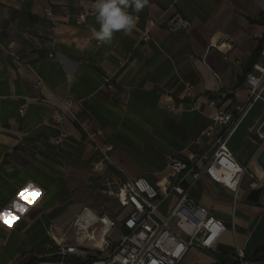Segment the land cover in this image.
Returning <instances> with one entry per match:
<instances>
[{
    "label": "crops",
    "instance_id": "0c3cea01",
    "mask_svg": "<svg viewBox=\"0 0 264 264\" xmlns=\"http://www.w3.org/2000/svg\"><path fill=\"white\" fill-rule=\"evenodd\" d=\"M96 3L0 0V213L12 214L0 217V264L55 256L50 234L68 231L84 206L117 218L106 189L138 177L162 189L179 181L226 226L213 249L192 248L180 264L250 257L264 245V189L259 202L247 199L253 183L264 185V90L227 140L245 168L237 191L206 174L195 182L173 176L167 156L202 166L220 136L203 135L217 110L250 100L246 69L264 44V0H147L129 9L136 28L114 32L107 44L94 36ZM85 9L94 13L79 24ZM176 14L190 20L187 30L167 28ZM66 99L82 105L56 124L54 109ZM61 131L69 138L57 146ZM177 199L171 193L160 212ZM71 258L40 264H76Z\"/></svg>",
    "mask_w": 264,
    "mask_h": 264
},
{
    "label": "built area",
    "instance_id": "2783aa9c",
    "mask_svg": "<svg viewBox=\"0 0 264 264\" xmlns=\"http://www.w3.org/2000/svg\"><path fill=\"white\" fill-rule=\"evenodd\" d=\"M92 13L94 10L85 9L76 16L77 23H83L87 15ZM190 25V20L176 14L168 22L167 28L171 32H178L187 30ZM143 39L148 41L150 34L146 32ZM260 56L264 59V44ZM246 79L250 100L237 106L235 111L218 109L212 123L203 131L205 136L219 131L213 156H205L206 162L197 167L168 155L167 164L173 176L191 174L195 182L206 174L223 187L238 190L245 168L230 152L227 140L251 103L263 95L264 63L256 62ZM106 86L113 88L110 80H107ZM185 87L187 95L192 97V83L186 81ZM81 105V101L63 100L54 109V123H63L74 107ZM25 107L23 105L20 108L22 116ZM261 137L264 138V134ZM68 138L69 134L61 131L55 137L54 144L62 146ZM227 173L232 175L227 178ZM251 186L255 188L256 183ZM105 192L119 204L118 217L84 206L69 225L68 231L60 237L50 234L56 248L52 256L92 257L94 260L90 264H180L192 248L213 249L226 230L225 224L216 219L209 209L191 195L190 188L183 187L179 181L171 189H162L152 185L145 177L128 178ZM171 193L178 195L177 202L163 214L160 206ZM68 233H72L73 239H68Z\"/></svg>",
    "mask_w": 264,
    "mask_h": 264
},
{
    "label": "clouds",
    "instance_id": "9594fccd",
    "mask_svg": "<svg viewBox=\"0 0 264 264\" xmlns=\"http://www.w3.org/2000/svg\"><path fill=\"white\" fill-rule=\"evenodd\" d=\"M146 3L147 0H97L95 19L99 31H94L95 38L107 44L112 42L114 32H132L137 25L133 11L141 10Z\"/></svg>",
    "mask_w": 264,
    "mask_h": 264
},
{
    "label": "trees",
    "instance_id": "16d2710c",
    "mask_svg": "<svg viewBox=\"0 0 264 264\" xmlns=\"http://www.w3.org/2000/svg\"><path fill=\"white\" fill-rule=\"evenodd\" d=\"M262 18H264V15H262L261 18L259 19L260 22L262 21ZM261 41L264 42V37ZM261 49H262V45L259 46V48L254 52L253 56L251 57V60L249 61V65L247 66L246 73L251 71L254 63L257 62L258 58L260 57ZM110 169L114 171L112 167ZM60 259H61L60 256H53L51 258H36L27 264H40L42 262H55V261H59ZM93 260L94 258L92 257H88L86 259L71 258L69 261L67 260V262H73L76 264H90ZM245 261L257 263V264H264V245L258 248L254 252V254H252L250 257L239 259L234 264H241ZM215 264H227V263L224 260L218 259L217 263Z\"/></svg>",
    "mask_w": 264,
    "mask_h": 264
},
{
    "label": "water",
    "instance_id": "95a60500",
    "mask_svg": "<svg viewBox=\"0 0 264 264\" xmlns=\"http://www.w3.org/2000/svg\"><path fill=\"white\" fill-rule=\"evenodd\" d=\"M258 162H259V164L261 165V167H262V169L264 171V150L259 155ZM263 189H264V185L260 186V187L252 188L249 191L248 196H247L248 201L253 202V203L259 202V200L261 198V195H262V192H263ZM241 264H257V263H252V262H246L245 261V262H243Z\"/></svg>",
    "mask_w": 264,
    "mask_h": 264
},
{
    "label": "snow or ice",
    "instance_id": "6c2138e0",
    "mask_svg": "<svg viewBox=\"0 0 264 264\" xmlns=\"http://www.w3.org/2000/svg\"><path fill=\"white\" fill-rule=\"evenodd\" d=\"M24 191H27V189H25ZM21 198H23V197H21ZM21 210H23V209H21ZM10 215H12L10 212L0 213V217H6V216H10Z\"/></svg>",
    "mask_w": 264,
    "mask_h": 264
},
{
    "label": "bare ground",
    "instance_id": "6f19581e",
    "mask_svg": "<svg viewBox=\"0 0 264 264\" xmlns=\"http://www.w3.org/2000/svg\"><path fill=\"white\" fill-rule=\"evenodd\" d=\"M232 174L231 173H227V178H229Z\"/></svg>",
    "mask_w": 264,
    "mask_h": 264
},
{
    "label": "rangeland",
    "instance_id": "374dc122",
    "mask_svg": "<svg viewBox=\"0 0 264 264\" xmlns=\"http://www.w3.org/2000/svg\"><path fill=\"white\" fill-rule=\"evenodd\" d=\"M165 213H166V212H164L163 214H165ZM115 236H116V235H115ZM115 236H114V237H115ZM116 237H117V236H116Z\"/></svg>",
    "mask_w": 264,
    "mask_h": 264
}]
</instances>
